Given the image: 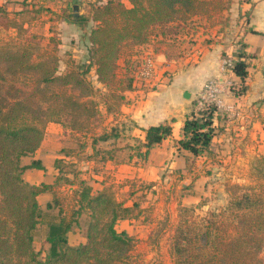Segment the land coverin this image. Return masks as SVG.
<instances>
[{
	"label": "trees",
	"instance_id": "obj_1",
	"mask_svg": "<svg viewBox=\"0 0 264 264\" xmlns=\"http://www.w3.org/2000/svg\"><path fill=\"white\" fill-rule=\"evenodd\" d=\"M129 1V6L121 0H107L92 6L89 18H72L63 13L64 18H72L80 25L93 23L88 35L93 62L85 70H70L59 75V58L38 45L14 42L0 46V264H120L133 246L132 238L115 228L117 221L124 219L132 207L118 202L110 188L104 187L93 193L84 180H79L74 191L78 208L69 217L59 210V215L48 223L45 238L48 254L44 261L38 259V252L33 248V232L42 218L37 196L49 193L53 184L26 182L23 179L26 169L43 167L34 160L28 165L21 164V158L32 156L39 148L47 123L64 122L71 131L81 130L87 119L95 114L93 106L72 94V89L92 92L85 77L90 65H94L95 78L101 85L118 81V95L113 96L118 101L117 108L114 112L108 106L106 108L107 114L115 116L125 103L123 93L132 86V79L123 85L115 71L122 44L126 40L137 46L146 44L156 27L174 20L187 21L191 16L207 12L206 7L211 4L208 0ZM6 13L0 6V15ZM7 27L17 36L24 30L21 24L11 20ZM239 45V51L231 54L238 59L233 62L229 74L245 89L248 52L242 41ZM54 86L58 89L53 90ZM243 94L241 91L234 96ZM198 102L199 97L193 102L195 111L186 118L178 142L179 149L192 157L211 153L215 135L212 121L218 116L214 105L198 108ZM82 115L84 122H79L78 117ZM110 129L112 135L99 137L105 144L101 150L102 162L112 159L117 150L114 140L119 138L118 130ZM145 133V142L135 147L141 158L171 135V126H152ZM142 149L144 151L140 153ZM60 153L70 154L62 149ZM59 161L55 159V169H58ZM227 191L228 204L205 216L195 215L188 207H180L179 220L170 240L172 264H264L261 257L264 249V156L252 161L246 185L234 184ZM50 207L51 204H47V208ZM83 211L89 213L86 242L71 246L67 234L77 224L75 216Z\"/></svg>",
	"mask_w": 264,
	"mask_h": 264
},
{
	"label": "rangeland",
	"instance_id": "obj_2",
	"mask_svg": "<svg viewBox=\"0 0 264 264\" xmlns=\"http://www.w3.org/2000/svg\"><path fill=\"white\" fill-rule=\"evenodd\" d=\"M208 2L211 4L206 7L207 12L203 11L195 17H201L200 19L208 25L219 26L220 29L217 33L233 38L231 42L234 45L232 54L238 52L240 49L239 42L241 41L240 33H243V31L253 32L252 28L247 27V23L251 19L250 9L243 8L245 3H249V0H208ZM29 11L32 12V15L33 11L30 9ZM84 12L82 9L77 11L78 14ZM67 14H73L72 9H69ZM31 15L26 13L19 16V18H17V15L7 13L6 15H0V46L13 44L14 42L38 45L45 52H51L59 58V75H63L70 70H85L89 64H92V47L88 35L93 23H90V25L88 22L79 24L81 26L79 32L66 38L70 47L59 49L56 45V39H51L46 44L43 40L33 38L26 30H23L20 36H17L14 30L7 29L10 20L21 24L23 20L21 18L26 19ZM88 15L89 18L91 13ZM83 16L86 15L83 14ZM71 17L74 16L71 15ZM192 17L194 16L189 18ZM137 47L133 41L126 40L118 54L115 71L117 79L122 80L123 85H126L129 79H132L131 71L134 68V62L137 60H132L131 57L136 55ZM41 52L39 50V53ZM237 59L235 57L234 61ZM245 61L248 64L247 78H249L246 81L248 83L245 85L246 88L243 89V85L239 83L238 79L230 74V78L233 79H229L224 83L221 94L224 88L232 95L242 91L245 94L240 97L245 98L252 92L250 82L256 83L258 89L253 91L255 92L252 95L254 99L248 107L252 117L259 114L264 123V54H259L257 50L250 51L247 53ZM90 66L91 68L85 77L92 87V92L81 93L77 89H72V94L81 102L93 106L95 114L87 119L85 127L81 130L71 131L65 126L64 122H50L44 128V135H53L55 132L53 128L55 127L60 129L65 144L62 150H68L70 154L59 153L60 163L58 169H55L56 174L53 176L52 189L49 193H46L49 195V202L43 203L42 209L39 207L42 218L33 232V248L35 252H38V259L41 261H44L48 254V244L45 241L48 223L59 215V210L62 211V215L69 217L73 210L78 208L74 200V191L78 187L79 180H84L90 186L92 180L88 179L89 171L93 172L94 168L101 169V150L105 144L99 137L104 134H113L110 128L105 126L103 128L102 124H106L107 121V106L111 109V112H114L117 108L118 101L113 96L118 95V81L112 80L106 85H101L95 78L94 65ZM253 72H255L254 74L258 73L259 77H253ZM52 89L57 90L58 88L54 86ZM260 109L263 110L262 113H260ZM108 115L114 116L113 113ZM78 120L84 122V115L79 116ZM260 126L263 131L262 138L256 134L254 138H249L251 142L245 144V141L242 140L238 147L233 144V138L228 141L227 150L232 152L236 149L235 152H238L234 158L228 159L227 156L220 155L219 153L223 148L220 146L217 150L215 145L212 147L210 154L205 153L203 156L194 157L193 159L190 157L184 174H174L171 177L167 173H162L156 180L151 182L130 180L132 182L129 183H109L106 188L112 190L118 202L126 204L130 201L129 203L136 204V207L132 205V211L124 219H119L120 222L115 225L118 232L124 231L132 238L133 245L125 261L120 264H172L170 240L179 220L180 207H188L193 209L195 215L205 216L208 212L219 211L228 204L229 195L227 190L229 186L234 184L246 185L249 180V169L252 161L259 156H264V124H260ZM48 144H50L49 140ZM246 145H248V149ZM110 146H112V143ZM258 146H261L260 151H258ZM239 149H242V151H239ZM31 157H24L21 160L27 162L28 158ZM99 190L92 189L93 193ZM188 196L194 197L196 201L187 202L186 198ZM47 204H51L50 209L47 208ZM75 217L77 224L72 226L67 234V240L68 244L80 242L76 245L79 246L86 242L85 231L89 222V213L83 211L81 215ZM82 241L83 243H81ZM261 257L264 258V249Z\"/></svg>",
	"mask_w": 264,
	"mask_h": 264
},
{
	"label": "crops",
	"instance_id": "obj_3",
	"mask_svg": "<svg viewBox=\"0 0 264 264\" xmlns=\"http://www.w3.org/2000/svg\"><path fill=\"white\" fill-rule=\"evenodd\" d=\"M106 1L0 0V6L5 8L7 14L17 15V18L26 13L31 15L29 9L33 11L31 17L21 18L23 29L33 38L43 40L46 44L51 39H56L57 46L61 49L69 48L66 38L81 29L77 21L64 18L63 13H68L69 9L73 11V6L76 5L77 11L82 9L85 12L82 14L76 12L77 16H75L73 11L71 14L73 18L88 17L92 6ZM121 2L126 6L130 5L129 0H121ZM243 8L250 9L251 19L247 27L252 28L253 32H241V41L246 45L247 52L257 50L262 55L264 54V0H249ZM200 18L194 16L187 21L174 20L164 26L156 27L149 41L136 48V55L131 57L132 60L143 53L151 54L155 59L159 72L156 85L150 88L136 82L132 83L131 89L123 93L125 103L119 107V113L115 116L106 115L107 121L102 127L117 128L119 138L114 140L117 150L114 151L112 159L101 163L100 170L94 168L93 172L89 171L88 179L92 180L90 186L93 190H101L109 183H129L134 180L151 182L162 173H167L171 177L174 174L185 173L187 159L194 157L179 149L178 142L182 138V128L186 118L195 111L193 102L199 97L203 85L208 80H215L221 83L222 87L226 81L233 79L230 78L229 73L225 74L222 70L224 56L232 57L233 38L217 33L219 26L208 25ZM90 23L92 22L90 21L89 25ZM254 73L253 77L258 78L259 74ZM250 85L252 92L245 98L235 97L224 88L219 96L222 106L217 112L218 116L212 121L215 135L211 146L216 145L217 150L221 146L223 149L219 154L227 156L228 159L234 158L238 153L235 152L236 149L232 152L227 150L231 138L233 144L238 147L242 140L245 144L251 142L249 138H254L256 134L263 137L260 126L264 124L262 119L259 114L252 117L248 107L253 102L252 95L255 93L253 91L258 89V85L254 82H250ZM259 111L262 113L263 110ZM164 124H170L171 135L153 146L145 158L138 156L135 147L145 142V130ZM53 129H55L53 135H44L39 148L27 162L21 160L22 165H28L32 160L39 161L43 167L24 171L23 179L30 184L53 182V176L56 174L54 161L60 158L59 153L65 147L64 136L60 129L56 127ZM127 145L132 148H128ZM258 147L260 151L261 146ZM246 148L248 149V145ZM143 151L144 149L140 153ZM186 200L196 201L194 197L189 196ZM37 202L42 209L43 203L49 202V195L46 193L38 195ZM129 202L124 206L131 207L133 202ZM78 244L80 242L69 245Z\"/></svg>",
	"mask_w": 264,
	"mask_h": 264
},
{
	"label": "built area",
	"instance_id": "obj_4",
	"mask_svg": "<svg viewBox=\"0 0 264 264\" xmlns=\"http://www.w3.org/2000/svg\"><path fill=\"white\" fill-rule=\"evenodd\" d=\"M134 62V68L131 71L132 83L140 84L154 88L158 77V69L155 59L151 54H140ZM234 58L225 56L222 60L223 73L227 74L231 72L233 67ZM222 91L221 83L215 80H208L202 87L199 94L198 108L203 107L205 104L214 105L217 109L221 108L222 103L220 100V94Z\"/></svg>",
	"mask_w": 264,
	"mask_h": 264
},
{
	"label": "water",
	"instance_id": "obj_5",
	"mask_svg": "<svg viewBox=\"0 0 264 264\" xmlns=\"http://www.w3.org/2000/svg\"><path fill=\"white\" fill-rule=\"evenodd\" d=\"M73 11H74V15L77 16V13H76L77 12V6L76 5L73 6Z\"/></svg>",
	"mask_w": 264,
	"mask_h": 264
}]
</instances>
